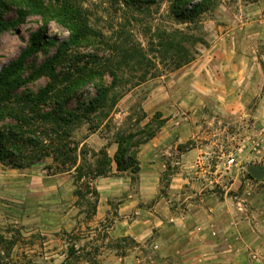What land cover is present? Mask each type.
Segmentation results:
<instances>
[{
  "label": "rangeland",
  "instance_id": "obj_1",
  "mask_svg": "<svg viewBox=\"0 0 264 264\" xmlns=\"http://www.w3.org/2000/svg\"><path fill=\"white\" fill-rule=\"evenodd\" d=\"M5 1L13 10L5 11L0 3L1 12L18 17L19 0ZM69 1L80 9L85 38L72 41L70 30L51 13L28 15L0 36L1 68L31 44L35 32L45 31L16 79L22 84L11 94L18 98L12 105L35 120L66 99L69 109L81 112L95 86L103 84L108 88L104 107L65 126L72 133L69 140L79 144L78 152L84 143L108 151L117 144L116 133L136 131L160 112L167 120L165 139L182 136V152L203 146L212 168L224 172L203 193L229 194L241 214L236 215L235 246L225 232L226 245L212 254L236 264H264V227L258 215L264 211V179L251 178L247 169L251 164L264 167V150L254 149L264 138V0H211L194 20L175 17L174 0ZM41 2L49 8L61 5L58 0ZM56 55L49 70L39 73ZM241 64H249V70L237 69ZM46 90L32 111L30 98ZM35 123L40 132L50 128L49 121ZM166 155L164 195L171 175L179 171L173 161L181 157L179 152ZM231 157L237 161L232 166ZM139 174L128 171L133 186ZM78 189L75 173L60 170L52 157L31 166L0 161V264H185L181 254L174 259L168 248L157 247L147 227L139 228L145 233L140 240L122 234L119 201L103 207L100 191L96 202L86 189L77 196ZM138 207L150 208L151 203L139 202Z\"/></svg>",
  "mask_w": 264,
  "mask_h": 264
},
{
  "label": "trees",
  "instance_id": "obj_2",
  "mask_svg": "<svg viewBox=\"0 0 264 264\" xmlns=\"http://www.w3.org/2000/svg\"><path fill=\"white\" fill-rule=\"evenodd\" d=\"M139 1L155 2V0ZM58 2L61 4L60 0ZM0 3L3 4L0 5L5 11L13 10V7L6 4L5 0H0ZM18 5L19 7L16 8L18 17L8 18L0 10V36L6 31L17 28L28 15L47 16L48 13H51V18L70 30L72 41H78L88 35L82 30L83 21L79 19L82 16L79 7L71 5L69 0L51 8L43 4L41 0H19ZM210 5L211 0H174L172 12L179 20H194ZM44 32V30L35 32L31 37V44L0 68V161L12 166H31L45 157H52L60 170L75 173V184L79 187L76 191L77 196H83V189H86V192L93 195L97 202L99 197V191L95 186L97 178L109 176L114 161L118 171H131L133 174H138L141 170L138 158L140 146L153 139L167 120L160 112H157L136 131L116 133L118 149L112 159L106 148L95 151L85 143L78 152L79 144L69 140L72 133L65 128L71 123L87 119L104 107L108 98V88L103 84L95 86V94L81 112L69 109L66 99V102L57 104V109H53L52 113L37 115L36 120L21 113L22 110L19 111L18 107L12 105L14 98L18 101L17 96L11 94L13 90L20 88L22 83H17L16 79L37 51ZM57 57L56 55L52 58L53 61L49 60L43 64L38 72L49 70L54 61H57ZM47 92L48 90L41 91V97L30 98L32 111L35 112L36 103L42 100ZM146 118L147 114L144 113L143 119ZM37 120L49 121L50 128L40 132V127L35 123ZM79 159H81L80 163ZM249 176L253 178L250 174Z\"/></svg>",
  "mask_w": 264,
  "mask_h": 264
},
{
  "label": "crops",
  "instance_id": "obj_3",
  "mask_svg": "<svg viewBox=\"0 0 264 264\" xmlns=\"http://www.w3.org/2000/svg\"><path fill=\"white\" fill-rule=\"evenodd\" d=\"M240 67L249 70L250 65H236L237 69ZM164 130L163 126L153 139L139 148L141 170L137 185L133 186L128 171H118L115 161L111 175L97 180L100 205L110 208L111 201H119L118 213L121 217L119 223L122 226V234L140 240L145 233L139 231V228L147 227L146 233L148 236H155L157 247L168 248L174 259L181 254L185 264H236L233 259L225 261L226 259L219 257L226 256L218 253L213 255L212 252L215 248L226 245L223 239L225 232L228 242L231 243L229 245L235 246L236 215L241 214H238L236 207L231 204L233 200L229 194L220 196L216 192L203 193V188L210 187L215 180L225 176L224 172L212 168L208 160L198 166L196 160L207 154L205 148L197 145L182 152L178 145L182 144L183 137L180 136L179 141L165 139ZM117 149V144H112L108 149L112 159ZM170 152H179L181 157L173 161V164L179 166V171L171 175L168 193L164 195L161 191V178L168 168L170 156L166 154ZM196 168H200V171L191 175ZM124 180L126 186H121ZM139 202H150L151 207L139 208ZM251 212L253 217H257V210ZM260 212L259 222L264 227V211L263 215ZM136 214H141L142 217L136 218Z\"/></svg>",
  "mask_w": 264,
  "mask_h": 264
},
{
  "label": "water",
  "instance_id": "obj_4",
  "mask_svg": "<svg viewBox=\"0 0 264 264\" xmlns=\"http://www.w3.org/2000/svg\"><path fill=\"white\" fill-rule=\"evenodd\" d=\"M249 174L254 178L258 180L264 179V167L251 164L247 167Z\"/></svg>",
  "mask_w": 264,
  "mask_h": 264
},
{
  "label": "built area",
  "instance_id": "obj_5",
  "mask_svg": "<svg viewBox=\"0 0 264 264\" xmlns=\"http://www.w3.org/2000/svg\"><path fill=\"white\" fill-rule=\"evenodd\" d=\"M257 146H259V148L258 147H254V149L256 150V151H261V150H264V138H261L260 139V141H259V143H257ZM208 157H207V155H203V157L199 160V163H198V165L200 166V165H202L205 161H207L208 159H207ZM236 158L235 157H231L230 159H228V164L229 165H234V164H236Z\"/></svg>",
  "mask_w": 264,
  "mask_h": 264
}]
</instances>
